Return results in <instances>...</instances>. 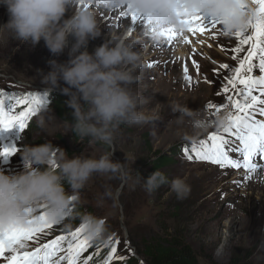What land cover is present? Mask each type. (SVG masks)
Masks as SVG:
<instances>
[{
	"label": "rangeland",
	"instance_id": "1",
	"mask_svg": "<svg viewBox=\"0 0 264 264\" xmlns=\"http://www.w3.org/2000/svg\"><path fill=\"white\" fill-rule=\"evenodd\" d=\"M94 10L102 29L99 37L101 42L98 43L96 38L90 39L88 51H93L104 42L105 37L112 35L135 41V50L143 53L145 66L141 71V81L132 87L150 98L151 102L140 110L148 114L154 112L160 119L155 124L121 125L111 144V150L108 151L102 142L92 141L87 137L89 141L86 142L84 139H77L68 127L70 123L61 119L53 106L46 103L35 115L29 117L31 128L26 127L24 131H20L18 126L0 129V149L13 145L22 149L25 145L50 141L54 146L63 148L70 158L73 155L99 158L113 153L112 160L124 162L126 170L134 178L139 167L136 160L145 159L146 152L150 149L143 140L144 134H147L152 147L151 160L158 153H167L174 160L163 171L168 184L149 193L145 191L143 183L136 184L134 179L124 182L109 174H93L78 192L76 205H81V214L90 213L102 218L108 237L111 236L113 241H120L116 244L117 252L110 264H122L131 257L146 264L138 253V250L144 248V240L150 242L172 236L187 241L198 255L200 264H228L234 255L240 256L249 264H264V171L258 169L257 174L255 172L242 179L246 176L245 171L221 169L211 162L196 160L191 152L192 145H199L200 140H206L210 133L217 132L218 129L212 127L194 140L188 138L191 129L177 126L174 118L179 113H172L168 107L170 101H175L209 113L214 111L207 108L209 103L219 105L226 102L221 92L226 83L224 77L231 78L233 72L221 69L220 65L229 64L232 68L239 66V61L232 57L235 55L243 58L249 46L243 45L244 51L234 53L232 49L237 46L238 39L235 36L221 35L217 25L199 33L203 39L198 42L204 45H200L195 52L191 49V54L187 48L180 52L182 47L163 51L160 45L153 44L151 37L145 34V28L138 26L137 30L127 32L130 19L120 17V11L107 10V13H103L98 9ZM204 15L208 18L207 14ZM8 19L6 7L0 5V25L5 24ZM119 22L121 23L117 24ZM72 39L69 37L70 42ZM68 59L67 48L56 56L50 53L43 40L35 47H29L12 40L7 33L0 32V90H4L6 95L19 97L31 90L45 91L40 72L47 73L51 70V60L63 63ZM193 60L199 65L198 71ZM253 62L258 63V60ZM149 63H153V66L149 67ZM185 65L191 76L190 81L184 78ZM252 75H260L258 69H254ZM65 86L60 81V86L51 93H60L69 98L62 92ZM229 94L234 99L245 102L243 95L236 96L231 91ZM254 94L259 95L258 92ZM24 107L17 105L14 114L23 111ZM221 112L225 111L221 109ZM40 117L45 120L43 127L37 124ZM256 117L260 118L258 112ZM185 148L193 155L192 160L187 158ZM234 158H239V154H235ZM257 163L262 162L257 159ZM23 170L24 161L20 151L10 156L0 155V171L13 175ZM177 177L182 178L189 189L183 199L177 198L170 188L171 180ZM67 191L71 193L72 190L69 188ZM109 191L112 195L105 196ZM79 217L76 223H71L72 220L68 218V226L64 231L60 226H54L46 235L41 234L39 244L74 231L80 225ZM39 244L29 241L26 250L31 251ZM93 244L95 245L81 254V261L92 256L90 264H93L96 255V260L100 259L102 262L107 258L111 247L99 253L101 250H97V246L102 249L104 243ZM63 254L65 253H58L57 258ZM120 257L123 259H119ZM0 264L4 262L0 261Z\"/></svg>",
	"mask_w": 264,
	"mask_h": 264
},
{
	"label": "clouds",
	"instance_id": "2",
	"mask_svg": "<svg viewBox=\"0 0 264 264\" xmlns=\"http://www.w3.org/2000/svg\"><path fill=\"white\" fill-rule=\"evenodd\" d=\"M0 5L6 7L9 15L8 21L0 25V32L7 33L12 40L29 47L43 40L56 56L68 49L66 62L51 60V70L40 72L41 83L51 93L63 81L66 86L62 92L69 97L65 104L73 116L68 125L70 131L81 140L87 137L109 145L121 125L155 124L160 116L140 110L151 102L150 98L132 87L141 81L145 66L143 53L135 50V41L112 35L88 51L89 40L102 35L94 9L138 12L150 21L145 33L154 42H161L162 31L172 27L179 31L186 27L181 20L194 15L217 18L218 31L224 36L248 31L250 21L256 18L257 7L252 0H182L180 3L177 0H0ZM69 37L73 38L71 42ZM168 107L172 113H179L174 118L175 124L189 127L188 138L193 140L212 127L227 124L226 112L210 116L200 108L192 109L175 101H170ZM37 124L43 127L44 118L40 117ZM18 151L24 170L13 175L0 171V229L27 226L32 210L38 205H43L48 222H57L69 210L73 211L79 190L93 174H109L124 182L134 179L136 184L143 183L149 193L169 183L160 171L147 178L137 171L133 178L124 162L112 160L113 153L99 158L84 155L70 158L63 148L50 141L25 145ZM170 188L179 199L189 191L179 177L171 180ZM79 218L93 243L107 240L108 230L102 218L90 213L80 214Z\"/></svg>",
	"mask_w": 264,
	"mask_h": 264
},
{
	"label": "snow or ice",
	"instance_id": "3",
	"mask_svg": "<svg viewBox=\"0 0 264 264\" xmlns=\"http://www.w3.org/2000/svg\"><path fill=\"white\" fill-rule=\"evenodd\" d=\"M182 0H177V3ZM256 7V18L250 21L248 31H237L233 36L238 39V44L232 49L234 53L244 51L243 45H250L247 53L243 58L233 56V60L239 61V66L232 68L229 64H221L220 68L231 70V78L224 77L226 83L222 87V94L226 102L219 105L209 103L207 108L210 110L209 115L215 116L223 109L227 116V124L217 128V132H212L207 139L200 140L199 145L193 144L191 152L194 158L200 161L211 162L221 169H240L246 172L248 178L257 170L264 171V0H252ZM87 7V5H85ZM120 17H128L132 25H139L142 28H149L150 21L142 14L135 11H120ZM181 23L186 25L181 30L174 27L162 31L163 40L159 42L172 45L175 39H182L186 43H191L188 36L184 33L187 31L193 35L204 33L209 28H215L220 21L215 17L205 18V15H194L185 17ZM250 32V34H248ZM147 35V33H145ZM195 52V49H193ZM258 60V63H254ZM197 71L199 65L192 61ZM149 67L153 63H149ZM258 69L260 75L253 76V70ZM186 80H191L188 75V68L185 65L183 69ZM216 71V70H214ZM242 85V88H238ZM235 93L236 96L243 95L244 101L234 99L229 94ZM259 93V95L254 93ZM221 93H218L220 95ZM47 93L26 94L23 97L15 95H6L4 90H0V129H10L18 126L20 131H24L27 126L29 117L35 115L46 102ZM8 105L6 108L5 105ZM231 104V109H229ZM17 105H24V110L14 114ZM234 110V111H233ZM231 138V140L229 139ZM234 145V146H231ZM19 149L13 145L0 149V155L10 156L15 154ZM185 154L189 160L193 155L189 154V149L185 148ZM239 154V158H234ZM259 159L262 163H256ZM43 205H38L32 210L33 215L27 226L20 225L9 229H0V261L4 264H90L92 256L81 261V254L93 246V242L85 234L82 225L69 231L67 235H58L46 243L39 244L41 234L46 235L48 230L54 226L59 227L66 223L70 217L71 210L65 213L57 222H48L43 212ZM32 241L39 244L31 251L26 250L28 242ZM119 240L113 241L109 236L104 242L105 246L111 245L107 258L103 264H110L114 254L117 252L116 244ZM67 245L65 248L64 245ZM97 250L99 247L97 246ZM58 253H65L59 255ZM119 259H123L120 257Z\"/></svg>",
	"mask_w": 264,
	"mask_h": 264
},
{
	"label": "trees",
	"instance_id": "4",
	"mask_svg": "<svg viewBox=\"0 0 264 264\" xmlns=\"http://www.w3.org/2000/svg\"><path fill=\"white\" fill-rule=\"evenodd\" d=\"M38 94V93H47V92H29L28 94ZM68 98L61 95L60 93H47L46 101H50L51 105L55 109L56 113L59 115L61 119L68 123H72L73 116L72 110L65 104V101ZM32 126V125H31ZM31 126L29 128H31ZM75 137L80 139L76 134ZM90 139V138H88ZM84 138L85 142L89 141ZM144 143L148 144L150 149L146 152L147 157L137 159L136 162L138 164L137 171L142 174L144 178H147L154 171H160L163 173L171 163L174 162L173 158L170 157L167 153L160 154L158 153L155 156V159L151 160L150 156L152 155V147L150 144V139L147 134H144ZM102 145L108 150H111V145L102 143ZM141 167V168H140ZM164 174V173H163ZM66 190L69 189L68 185L65 184ZM75 213V214H73ZM82 213V210L79 206H75L73 211L70 213L69 219L72 220L71 223H76L78 221V217ZM68 219V218H67ZM68 226V221L66 224H62L60 229L64 231ZM102 244V243H101ZM103 245V250L108 246ZM111 247V246H110ZM139 254L146 262V264H200V260L194 249L191 245L183 240L182 238H178L177 236H172L169 238H159L153 239L150 242H145L144 240V248L142 250H138ZM100 253V252H99ZM97 259V255L93 259V264H103V262ZM122 264H143L142 260L136 259L135 257L128 258L123 261ZM228 264H249L248 262L242 260L240 256H233L232 259L228 262Z\"/></svg>",
	"mask_w": 264,
	"mask_h": 264
},
{
	"label": "bare ground",
	"instance_id": "5",
	"mask_svg": "<svg viewBox=\"0 0 264 264\" xmlns=\"http://www.w3.org/2000/svg\"><path fill=\"white\" fill-rule=\"evenodd\" d=\"M98 10L99 11H103V13H107V10L106 9L100 8ZM120 23L121 22H119L117 24H120ZM138 26L139 25H132V24H130L129 28H127V32H129V30L130 31H133V30L135 31V29L138 28ZM184 34L188 36V38L191 41V43H186L182 39H175L173 41L172 45H167L166 42L163 43V44H160L159 42H154V41H153V44L160 45L162 47L163 51L166 50V49L171 50V49H177V48L182 47L179 50H180V52H183V50L187 48L189 50V54H191V52H190L191 49L197 50V48L200 47V45H204V44H200V42H198V40L203 39L201 36H199V33H196L195 35H193L191 33L185 32ZM96 39H97V42L98 43L101 42V40H100L99 37H97ZM173 44L176 45V48H175V46ZM247 46H250V45H247ZM190 60H192V57L190 58ZM256 174H257V172H256Z\"/></svg>",
	"mask_w": 264,
	"mask_h": 264
}]
</instances>
